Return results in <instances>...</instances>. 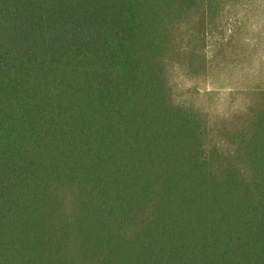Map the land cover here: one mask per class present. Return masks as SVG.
<instances>
[{
	"label": "trees",
	"instance_id": "16d2710c",
	"mask_svg": "<svg viewBox=\"0 0 264 264\" xmlns=\"http://www.w3.org/2000/svg\"><path fill=\"white\" fill-rule=\"evenodd\" d=\"M223 3L0 0V264H264V77L171 78L229 60Z\"/></svg>",
	"mask_w": 264,
	"mask_h": 264
},
{
	"label": "rangeland",
	"instance_id": "374dc122",
	"mask_svg": "<svg viewBox=\"0 0 264 264\" xmlns=\"http://www.w3.org/2000/svg\"><path fill=\"white\" fill-rule=\"evenodd\" d=\"M222 1L225 2L222 30L213 36L212 44L215 41L221 44L231 39L227 41V48H231L229 60L215 64L208 74L200 78L183 74L176 69L171 76L176 99L191 95L200 100L205 91L213 90L217 96L208 107L219 114L241 105L240 96L231 101L227 99V93L234 90L227 84L233 83L244 88L264 77V0ZM210 48L211 46L208 50ZM216 85L220 87H215Z\"/></svg>",
	"mask_w": 264,
	"mask_h": 264
}]
</instances>
